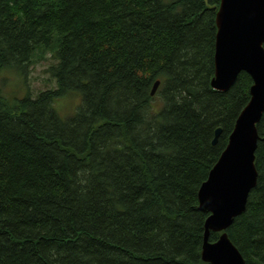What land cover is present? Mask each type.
Listing matches in <instances>:
<instances>
[{
    "label": "trees",
    "instance_id": "16d2710c",
    "mask_svg": "<svg viewBox=\"0 0 264 264\" xmlns=\"http://www.w3.org/2000/svg\"><path fill=\"white\" fill-rule=\"evenodd\" d=\"M220 4L0 0V84L48 54L57 83L0 85V264H207L199 189L254 83L212 87ZM69 93L81 102L63 118ZM258 133L257 184L227 229L245 264H264V114Z\"/></svg>",
    "mask_w": 264,
    "mask_h": 264
},
{
    "label": "water",
    "instance_id": "95a60500",
    "mask_svg": "<svg viewBox=\"0 0 264 264\" xmlns=\"http://www.w3.org/2000/svg\"><path fill=\"white\" fill-rule=\"evenodd\" d=\"M217 27L212 87L229 90L241 72L249 73L254 83L226 148L199 189L200 208L210 212L202 260L207 264H245L227 229L245 211L258 178V124L264 114V0H221ZM160 82H155L152 95ZM221 132V128L216 130L213 144ZM211 231L221 233L215 242L209 241Z\"/></svg>",
    "mask_w": 264,
    "mask_h": 264
},
{
    "label": "rangeland",
    "instance_id": "374dc122",
    "mask_svg": "<svg viewBox=\"0 0 264 264\" xmlns=\"http://www.w3.org/2000/svg\"><path fill=\"white\" fill-rule=\"evenodd\" d=\"M54 61L55 60L52 55L48 54L46 61H42L31 68L26 83L22 80L23 78L17 77L14 72L6 71L4 74L6 82L0 84L3 85V94L6 97H10L12 95L16 98H21L28 94L30 95L31 93L32 97H36L37 93L41 90L56 88L57 83L49 73V68ZM0 78L3 80V76ZM77 95V93H69L56 99L54 107L59 112L61 117L67 118L75 113L81 102V97H78ZM160 100V98H157L154 102L157 110L161 104Z\"/></svg>",
    "mask_w": 264,
    "mask_h": 264
}]
</instances>
